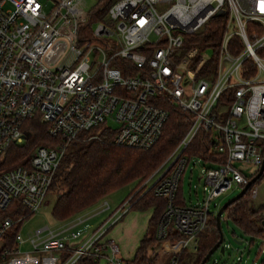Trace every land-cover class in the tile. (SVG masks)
<instances>
[{
    "label": "built area",
    "instance_id": "built-area-1",
    "mask_svg": "<svg viewBox=\"0 0 264 264\" xmlns=\"http://www.w3.org/2000/svg\"><path fill=\"white\" fill-rule=\"evenodd\" d=\"M99 1L0 0V154L29 137L24 122L35 116L55 140L35 145L26 164L0 172V264H57L53 255L64 250L70 255L59 264L87 255L124 264L117 241L104 235L141 189L166 200L156 237L172 229L181 234L174 241L179 251H195L196 234L215 215L214 201L246 185L262 162L264 0H112L104 19L87 30L88 12ZM212 18L219 19L214 45L195 38ZM170 107L192 116L186 132L98 226L87 234L81 229L110 209L107 201L58 228L46 225L26 238L18 232L15 247H3L10 225L38 211L70 142L99 139L108 130L116 145L149 149ZM199 130L208 133L207 154L223 159L186 152ZM190 160L191 173L199 166L204 195L179 204L177 189ZM257 193L254 185L250 196ZM10 206L25 213L13 219L4 214ZM24 242L31 248L20 252Z\"/></svg>",
    "mask_w": 264,
    "mask_h": 264
},
{
    "label": "trees",
    "instance_id": "trees-1",
    "mask_svg": "<svg viewBox=\"0 0 264 264\" xmlns=\"http://www.w3.org/2000/svg\"><path fill=\"white\" fill-rule=\"evenodd\" d=\"M111 3L112 0H100L94 4L88 12L84 28L88 30L92 22L103 20L105 12ZM217 21L219 19L216 18L209 20L204 30L196 34L195 38L203 43L214 45L217 29H212V27ZM211 29L213 30L212 32L210 31ZM191 118L192 116L189 113L170 107L169 115L162 128V134L149 149L116 145L113 142L112 132L108 130H102L99 139L70 142L60 159L48 189L54 190L56 193L50 211L52 217L57 221H64L91 207L99 199L125 184L135 182L134 189H136L174 149L190 125ZM24 125L31 134L21 145H11L5 153L0 154V172L17 164H26L30 152L38 142L47 143L53 140L47 134L46 125L40 123L36 116L27 119ZM207 139L208 133L199 130L187 146L186 152L203 158L223 159V155L207 154ZM263 176L264 170L255 181L251 182L245 193L228 204L224 210L226 216L243 234L254 238L264 237V229L261 225L264 203L254 205L250 193L252 187ZM142 192L143 189L136 193L130 210H146L151 206L154 209L148 218L146 232L139 240L132 258L125 259L124 264H152L156 254L150 255L149 251L153 248L156 241L166 239L174 242L181 237V234L172 231V229H169L165 238L156 237V225L165 210L166 200L163 197L154 195L151 189ZM181 193L179 185L176 199L179 204L183 203ZM10 209L11 206L4 214L10 215L13 219L19 214L25 213L20 207H17L12 212H10ZM22 221L23 219L14 221L3 233L4 248L13 249L15 247V236ZM150 229L153 232L149 235L148 230ZM196 236L195 264H199L207 250L219 237L214 215H211L208 227L198 232ZM184 252L185 250H181L174 253L177 258L176 264H183ZM69 255L70 251H61L57 264L63 262ZM208 261L209 259L206 262ZM74 264H97V261L93 259L92 255H87L79 257Z\"/></svg>",
    "mask_w": 264,
    "mask_h": 264
},
{
    "label": "rangeland",
    "instance_id": "rangeland-1",
    "mask_svg": "<svg viewBox=\"0 0 264 264\" xmlns=\"http://www.w3.org/2000/svg\"><path fill=\"white\" fill-rule=\"evenodd\" d=\"M94 0H87V5L90 6ZM55 143L53 139L51 142H38V144L51 145ZM22 143H18L21 145ZM193 160H190L188 167L182 173L181 178V197L186 201L196 202V200H201L203 198V186L200 181H198V168L196 165L193 168L192 173L190 172V165L192 167ZM242 169H246L248 165L246 163L238 164ZM136 183L125 184L103 198L99 199L95 204L91 206V209H97L100 207V204L104 201L109 202L110 209L104 212H101L96 217H94L90 222L81 226L83 234L89 233L93 228L98 226L107 216L110 211H112L117 205H119L123 200H125L128 194L134 189ZM257 187V196L252 198V203L254 205H259L264 203V176L260 178L255 184ZM239 191V188L233 187L232 189L226 191L220 195L214 203H216L215 211L219 206L235 195ZM56 193L54 190H48L43 197L41 204L39 205L38 211L34 214H31L25 217L19 227V234L26 238L29 234L34 233L39 228L48 226L51 229L58 228L61 224H58L57 220L54 219L51 215V206L55 200ZM213 205V204H212ZM213 208V207H212ZM154 207H149L146 210H129L123 217L129 214H134L136 220L141 225H144L143 231L146 229L147 220L149 215H151ZM213 213V211H212ZM215 214V213H214ZM122 217V218H123ZM119 220L115 224L111 225L105 237L109 238L112 232L119 228ZM220 227L223 235L222 245L224 247L223 252L217 248L210 256L209 261L206 264H264V237H251L245 235L242 231L234 225V223L226 216L225 212L221 214L220 217ZM146 230L144 231V233ZM153 230H148L150 235ZM119 244V243H118ZM20 252L29 251L31 245L28 242L18 244ZM179 248L176 247L174 242H170L166 239H160L155 242L153 248L149 251L150 255L156 254V258L152 264H171L170 261L174 256L175 252H178ZM132 252L130 253L131 256ZM60 254H54L53 258H57ZM122 259H128L129 255H125L121 252ZM43 255H41L42 257ZM195 251L188 247L185 250L182 263L183 264H195ZM53 261V260H52ZM48 262V263H47ZM40 264H49V260H44ZM97 264H106L104 260H99Z\"/></svg>",
    "mask_w": 264,
    "mask_h": 264
},
{
    "label": "crops",
    "instance_id": "crops-1",
    "mask_svg": "<svg viewBox=\"0 0 264 264\" xmlns=\"http://www.w3.org/2000/svg\"><path fill=\"white\" fill-rule=\"evenodd\" d=\"M89 210H91V207H88V208L84 209L83 211H80L77 214H83V213L88 212ZM77 214H75V215H77ZM75 215L71 216L70 218H68L64 221H67V220L73 218ZM97 215L92 216L91 218L86 220L82 225L86 224V222H90V220H92ZM122 217L120 218L121 221L119 222V225H118L119 228L117 227L116 230L114 232H112L111 236H109V238L117 241V244L119 243L118 244L119 255L122 252L125 255H129L127 257H129L128 259H131L133 254H134L135 249L138 246L139 240L144 235V231L146 229L143 231L144 225H141L140 223L137 222L136 216L134 214L126 215L123 218ZM149 217H150V215H149ZM64 221H57V222H58V224H61ZM104 239H108V238H106L104 235ZM131 252H132V254L130 256Z\"/></svg>",
    "mask_w": 264,
    "mask_h": 264
},
{
    "label": "water",
    "instance_id": "water-1",
    "mask_svg": "<svg viewBox=\"0 0 264 264\" xmlns=\"http://www.w3.org/2000/svg\"><path fill=\"white\" fill-rule=\"evenodd\" d=\"M217 15L221 14V12H218L216 13ZM264 170V155H263V158H262V162L259 166V169H258V172L255 174V176H253L251 178V180L246 184L244 185L242 188L239 189V191L233 195L231 198H229L228 200H226L225 202H223L219 208L217 209V211L215 212V221H216V227H217V230H218V240L207 250V252L205 253V255L203 256V258L201 259L200 263L199 264H204L208 259L209 257L211 256V254L217 249L219 248L221 252H223V245L221 244L222 243V240H223V235H222V232H221V227H220V217H221V214L224 212L226 206L228 204H230L232 201L240 198L246 191V189L248 188V186L251 184V182L255 181L257 177H259L262 172ZM263 218L261 220V225L264 229V212H263Z\"/></svg>",
    "mask_w": 264,
    "mask_h": 264
}]
</instances>
